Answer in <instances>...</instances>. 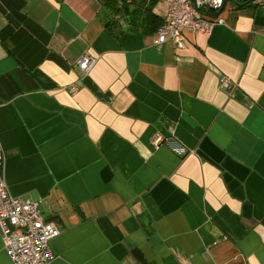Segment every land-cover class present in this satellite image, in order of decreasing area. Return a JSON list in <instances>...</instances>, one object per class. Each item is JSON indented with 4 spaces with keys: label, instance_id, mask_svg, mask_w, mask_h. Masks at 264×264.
I'll use <instances>...</instances> for the list:
<instances>
[{
    "label": "crops",
    "instance_id": "1",
    "mask_svg": "<svg viewBox=\"0 0 264 264\" xmlns=\"http://www.w3.org/2000/svg\"><path fill=\"white\" fill-rule=\"evenodd\" d=\"M109 2L0 0L10 193L59 225L53 264H264V0H231L184 49L116 37ZM0 264H13L1 232Z\"/></svg>",
    "mask_w": 264,
    "mask_h": 264
},
{
    "label": "built area",
    "instance_id": "2",
    "mask_svg": "<svg viewBox=\"0 0 264 264\" xmlns=\"http://www.w3.org/2000/svg\"><path fill=\"white\" fill-rule=\"evenodd\" d=\"M167 11L156 32L157 42L172 41L179 49L186 47L184 35L198 32L210 35L215 27L225 24L222 11L231 0H159ZM96 64L91 55H84L77 67L88 73ZM220 87L233 89L227 76H221ZM75 89H71L74 91ZM167 140L156 134L152 145L158 147ZM5 157L0 145V232L5 252L13 264H53L55 254L51 243L61 235L58 224L45 220L40 202L13 196L5 180Z\"/></svg>",
    "mask_w": 264,
    "mask_h": 264
},
{
    "label": "trees",
    "instance_id": "3",
    "mask_svg": "<svg viewBox=\"0 0 264 264\" xmlns=\"http://www.w3.org/2000/svg\"><path fill=\"white\" fill-rule=\"evenodd\" d=\"M134 1L131 0L129 3L127 0H110L107 4V9L103 13V21L116 37L126 31L143 34L156 33L162 25V22L158 21L152 13L141 14L138 6L131 9L130 5H133Z\"/></svg>",
    "mask_w": 264,
    "mask_h": 264
}]
</instances>
